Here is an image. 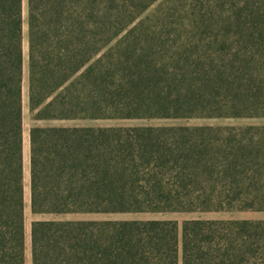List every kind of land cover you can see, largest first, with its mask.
<instances>
[{"label": "trees", "instance_id": "obj_1", "mask_svg": "<svg viewBox=\"0 0 264 264\" xmlns=\"http://www.w3.org/2000/svg\"><path fill=\"white\" fill-rule=\"evenodd\" d=\"M27 0L34 121L264 118V0ZM176 4L165 14L163 5ZM24 0H0V264L26 260ZM33 214L264 212V125L33 126ZM32 264H264V219L34 220Z\"/></svg>", "mask_w": 264, "mask_h": 264}, {"label": "rangeland", "instance_id": "obj_2", "mask_svg": "<svg viewBox=\"0 0 264 264\" xmlns=\"http://www.w3.org/2000/svg\"><path fill=\"white\" fill-rule=\"evenodd\" d=\"M155 3L148 9L142 18L155 11L160 2ZM163 13H174L176 4L168 3L163 5ZM24 86H23V126H24V165H25V186H26V260L24 264H32L31 261V223L34 220H151V219H171L176 220L181 225L184 220L203 219H264V212H187V213H68V214H33L30 209V186H29V131L33 126H246L264 125V118H192V119H152V120H98V121H34L28 104V75H27V0H24Z\"/></svg>", "mask_w": 264, "mask_h": 264}]
</instances>
